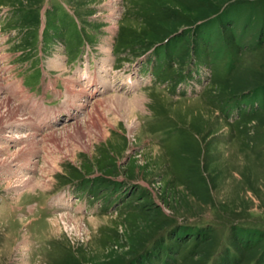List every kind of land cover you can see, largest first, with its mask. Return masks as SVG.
<instances>
[{
	"label": "rangeland",
	"instance_id": "rangeland-1",
	"mask_svg": "<svg viewBox=\"0 0 264 264\" xmlns=\"http://www.w3.org/2000/svg\"><path fill=\"white\" fill-rule=\"evenodd\" d=\"M0 16V264H264V0Z\"/></svg>",
	"mask_w": 264,
	"mask_h": 264
},
{
	"label": "bare ground",
	"instance_id": "bare-ground-1",
	"mask_svg": "<svg viewBox=\"0 0 264 264\" xmlns=\"http://www.w3.org/2000/svg\"><path fill=\"white\" fill-rule=\"evenodd\" d=\"M53 64L54 65H56V66H59V67H62V66H60L59 64H56L55 62H53ZM88 76V75H87ZM86 76V77H87ZM83 78V77H82ZM86 91H87V89H86ZM93 92V91H92ZM91 92V93H92ZM78 93H79V96L80 95H82L83 94V92H82V90H80V91H78ZM95 93V92H94ZM105 101H110V102H112L113 103V105L117 102L118 104H120L122 107H124L125 108V110H126V112L127 113H131L132 112V110H135V109H141V108H143L144 107V103H143V101L142 100H140V99H138L137 97H136V99L135 100H132V101H130V100H128V99H125V98H123V97H121V96H110V97H108ZM103 101H100V102H98V103H102ZM117 103H116V105H117ZM3 105V107H5L7 110H8V112H9V114H10V117L12 118V116L13 115H15L16 113H18L19 112V109L9 100V99H5V101H2V103L0 104V106H2ZM62 107V106H61ZM57 111V110H56ZM96 111H98V110H96ZM54 113V112H53ZM57 115V114H56ZM53 116V115H52ZM98 117H99V114H98ZM42 118V117H41ZM63 118V117H62ZM100 118H101V115H100ZM99 121V120H98ZM52 123V122H51ZM99 122H97V124H98ZM68 124H64V126L65 127H69V126H67ZM64 127V128H65ZM100 130H101V135H102V138L103 139H106V138H108V132L106 131V130H104V129H102V128H100ZM38 184H40V183H38ZM32 185L31 186V184H30V187H34V188H39L40 186L39 185ZM41 185V184H40ZM42 187H46V185L44 186V185H42L41 186V188Z\"/></svg>",
	"mask_w": 264,
	"mask_h": 264
},
{
	"label": "crops",
	"instance_id": "crops-1",
	"mask_svg": "<svg viewBox=\"0 0 264 264\" xmlns=\"http://www.w3.org/2000/svg\"><path fill=\"white\" fill-rule=\"evenodd\" d=\"M1 22V21H0ZM43 88V87H42ZM35 89H37L38 90V87H36ZM54 90H51V92H53ZM45 90L43 89L42 90V95H44L45 94ZM45 97V96H44ZM49 108H51V106L49 107ZM52 108H55V106H52ZM58 108H61V106L59 105V107ZM62 108H64V106H62ZM53 111H55V110H53Z\"/></svg>",
	"mask_w": 264,
	"mask_h": 264
}]
</instances>
